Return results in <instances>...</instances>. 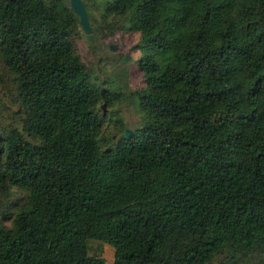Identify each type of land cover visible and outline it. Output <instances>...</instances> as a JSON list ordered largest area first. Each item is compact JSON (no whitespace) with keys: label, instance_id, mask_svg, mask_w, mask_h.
<instances>
[{"label":"trees","instance_id":"obj_1","mask_svg":"<svg viewBox=\"0 0 264 264\" xmlns=\"http://www.w3.org/2000/svg\"><path fill=\"white\" fill-rule=\"evenodd\" d=\"M107 14L127 27L98 32L139 35L144 121L102 148L99 104L122 93L91 80L78 17L62 0H0L18 105L0 123V264H106L89 240L113 264H264V0H111Z\"/></svg>","mask_w":264,"mask_h":264},{"label":"rangeland","instance_id":"obj_2","mask_svg":"<svg viewBox=\"0 0 264 264\" xmlns=\"http://www.w3.org/2000/svg\"><path fill=\"white\" fill-rule=\"evenodd\" d=\"M69 5V0H62ZM89 7L90 22L92 23L93 40H89L76 22L72 28V42L82 64L90 74L91 80L110 92H120L122 97L111 104H104V111L100 109L102 119L101 145L105 148L110 141L115 143L125 129L135 131L144 121V114L140 110L135 92L142 86L141 74L136 69V62L141 56L139 50L134 49L138 40V33L117 30L112 35L98 32L97 21H109L126 29L127 20L123 15H104V10L111 0H83ZM113 45L115 50H111ZM126 58L128 62L122 60ZM4 110L5 117L0 114V123L17 120L18 105L15 103L14 90L9 79L0 76V110ZM20 196L22 191H14ZM16 196V197H18ZM2 223H7L5 219ZM90 256L103 258L106 264H113L114 249L109 244L99 240L87 242ZM210 264H226L222 258L215 259ZM238 264H259L256 259L244 260Z\"/></svg>","mask_w":264,"mask_h":264},{"label":"water","instance_id":"obj_3","mask_svg":"<svg viewBox=\"0 0 264 264\" xmlns=\"http://www.w3.org/2000/svg\"><path fill=\"white\" fill-rule=\"evenodd\" d=\"M69 7L72 12L78 17L80 26L84 34L87 36L89 40H93L92 28L89 24L87 11L82 0H69ZM110 49L113 51L115 47L113 45L110 46ZM101 109L104 111V104L101 105ZM132 131L125 129L123 136L126 139H129Z\"/></svg>","mask_w":264,"mask_h":264}]
</instances>
